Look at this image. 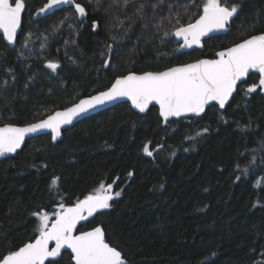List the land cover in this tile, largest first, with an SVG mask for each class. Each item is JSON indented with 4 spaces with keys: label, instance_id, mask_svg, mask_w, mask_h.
I'll use <instances>...</instances> for the list:
<instances>
[{
    "label": "trees",
    "instance_id": "obj_1",
    "mask_svg": "<svg viewBox=\"0 0 264 264\" xmlns=\"http://www.w3.org/2000/svg\"><path fill=\"white\" fill-rule=\"evenodd\" d=\"M75 1L86 9L82 20L73 8L34 20L45 0H25L16 45L0 35V125L36 122L117 76L211 57L264 31V0H225L240 6L229 31L188 50L164 36L176 20L160 18L171 6L188 23L204 0H164L156 16V0H131L125 8L113 0ZM141 3L144 19L136 11ZM49 60L61 65L55 73ZM257 80L250 74L223 111L213 104L199 117L163 123L157 107L139 114L122 102L65 129L56 143L49 134L28 139L0 160V257L38 235L35 213L73 205L104 183L121 195L78 231L100 225L130 264H264V184L256 186L264 180V95L245 94ZM55 264H72L70 253Z\"/></svg>",
    "mask_w": 264,
    "mask_h": 264
},
{
    "label": "snow or ice",
    "instance_id": "obj_2",
    "mask_svg": "<svg viewBox=\"0 0 264 264\" xmlns=\"http://www.w3.org/2000/svg\"><path fill=\"white\" fill-rule=\"evenodd\" d=\"M113 2L118 8H125L131 0ZM64 4L72 5L79 17L86 15V9L75 3V0H47L38 9L37 15L50 12L58 5ZM163 5L164 0H156L151 4L153 16L157 15L156 10ZM25 7V0H0V31L10 43L15 41L17 31L21 28ZM144 7L145 4L141 3L136 9L140 19L145 18ZM197 7H202V12L198 18L188 23H181V12L174 11L171 6L168 9L169 14L160 18L161 23L165 20H176L173 30L164 32V36L174 35L181 38L183 43L179 48L202 46V38L209 37L212 33L226 32L230 21L238 14L240 8L239 4L229 5L225 0H204L203 4ZM183 11L187 14L188 6H185ZM122 23L123 21L118 20L114 27ZM92 27L95 30L98 27L97 22L94 21ZM112 39L115 40L116 37ZM112 48V45L107 46L109 53ZM215 55V59H198L191 63L167 67L162 71H145L140 74L130 71L116 77L106 90L80 99L78 103L62 111H55L46 119L24 126L5 124L0 127V156L16 152L24 143L26 135L38 131L50 130L51 138L55 141L61 135L63 125H69L76 117L89 110L120 98L130 100L132 106L140 112H144L155 102L159 105L160 116L167 122L170 117H181L189 113L198 116L204 113L212 102L224 109L236 92L238 82L249 76L250 71L259 73V83L250 85L245 94L255 92L257 88L264 91V33L243 39ZM109 63V60H105L104 66L108 67ZM46 67L55 73L61 65L49 60ZM220 119L223 120L224 117L221 116ZM207 130L204 128L202 131ZM143 151L149 156L152 155L148 145L144 146ZM58 180V177H53L50 187L58 186ZM262 184L264 180L257 181L256 186ZM112 189L113 184L101 183L93 193L78 199L74 205L60 204L52 219L46 212L35 213L34 215L39 216L36 229L38 235L33 241L3 254L0 264H45L46 261L55 264V259L61 255L63 249H70L74 264H126L122 253L106 241L102 227L97 226L77 233V225L81 221L88 220L98 210L108 209L111 207L109 201L114 196L121 195V192H113ZM50 242H54V247H50Z\"/></svg>",
    "mask_w": 264,
    "mask_h": 264
},
{
    "label": "water",
    "instance_id": "obj_3",
    "mask_svg": "<svg viewBox=\"0 0 264 264\" xmlns=\"http://www.w3.org/2000/svg\"><path fill=\"white\" fill-rule=\"evenodd\" d=\"M46 2H47V0H45V3H46ZM75 3H77V2L75 1ZM79 4H80V3H79ZM81 5H82V4H81ZM82 6H83V5H82ZM83 7H84V6H83ZM62 8H73V9H74V7H73L72 5H68V4L58 5L56 8L52 9L50 12H47V13L42 14V15H37V11H38V9H37V10L35 11L34 15H33V18H34V19H38V18L45 17V16L50 15V14H52L53 12H55V11H57V10H59V9H62ZM84 8H85V7H84ZM23 12H24V11H23ZM23 12H22V14H23ZM77 16H78V19H79V20H82V19L85 18L86 15H85L83 18L79 17L78 14H77ZM197 18H198V17H197ZM230 22H231V21H230ZM20 30H21V28L18 29V31H17V36H16L15 41H14V42H11V43L8 42V41L3 37V33H2V31H0V35L3 37L4 41L9 45V47H14V46L16 45L17 37H18V35H19V33H20ZM228 31H229V27H228V30H227L226 32H216V33H212V34H210L209 37H213V36L221 35V34H226ZM260 33H264V31L259 32V33H256V34H260ZM256 34H253V35H256ZM250 36H252V35H250ZM250 36H248V37H250ZM209 37L202 38V41H201V45H202V46H196V45H194L192 48H186V49H188V50H192V49H196V48H197V49H200V50L203 49V41H204L205 39L209 38ZM248 37H246V38H248ZM176 38H177V37H176ZM246 38H244V39H246ZM177 40H178L179 42L183 43V41H182L181 38H177ZM242 40H243V39H242ZM242 40H240V41H238V42H236V43H239V42H241ZM236 43H234V44H236ZM234 44H232V45H230V46H228V47H231V46H233ZM228 47H225V48H222V49H219V50L215 51L211 57L204 56V57H201V58H198V59H215V58H216V55H215V54H216L217 52L222 51V50H224V49H226V48H228ZM198 59H195V60H193V61H189V62H186V63H191V62H194V61H196V60H198ZM181 64H185V63H181ZM177 65H179V64H177ZM173 66H175V65H173ZM170 67H172V66H170ZM165 69H166V68H165ZM163 70H164V69H163ZM160 71H162V70H160ZM131 72H133V71H131ZM135 73L140 74V73H142V72H135ZM126 74H127V73H126ZM250 74H256V75H258V80H257V82L255 83V84H258V83H259V73H258V72H255V71H250L249 75H250ZM124 75H125V74H124ZM120 76H121V75H120ZM117 77H118V76H117ZM247 78H248V76L245 77V78H243L242 81L238 82L237 88H238V86H239L241 83L245 82V81L247 80ZM113 81H114V80H113ZM250 85H252V84H250ZM250 85H248L247 88H248ZM110 86H111V85H110ZM110 86H109V87H110ZM247 88H246V89H247ZM106 89H107V88H106ZM106 89H104V90H106ZM104 90H102V91H104ZM236 91H237V90H236ZM256 91H259L261 94L264 95V91H262L260 88H257ZM256 91H255V92H256ZM97 93H98V92H97ZM97 93H94V94H92V95H95V94H97ZM235 93H236V92H235ZM235 93L233 94V96L235 95ZM252 93H254V92H252ZM90 96H91V95H90ZM233 96L230 98L229 102L225 105V108L229 105V103L231 102ZM87 97H89V96L81 97L80 99H85V98H87ZM80 99H78V100H77L76 102H74L73 104L78 103ZM122 102H126V103H128V104L131 106V108H132L134 111H136L137 113H139V114H145L151 106H155V107H157V108H158V112H159V105L156 104L155 102H153L152 104H150L149 107H148V109H146L144 112H140L139 109H137V108H135L134 106H132L130 100H128L127 98H120V99H117V100H114V101L108 102V103H106V104L100 105V106H98V107H96V108H94V109L89 110L88 112H86V113H84V114H82V115L76 117V118L73 120V122H72L71 124H69V125H63V126L61 127V135H60L55 141L52 140V138H51L52 143H56L57 141H60V140L62 139V136H63V131H64L65 129H67V128L73 126V125L76 124L77 122L81 121L82 119H84V118H86V117H88V116H90V115H92V114H95V113H97V112H99V111H101V110H103V109L109 108V107H111V106H113V105H116V104H118V103H122ZM73 104H71V105H69V106H67V107H71ZM213 104L216 105L220 111H223V110L225 109V108H224V109H220V108H219V105L216 104L215 102H212L211 105H213ZM209 106H210V105H209ZM209 106H207L206 109H207ZM67 107H65V108H67ZM65 108L56 109V110H54L52 113H50L49 115L54 114L55 111H62V110H64ZM206 109H205V111H206ZM204 113H205V112H204ZM204 113H201V114L198 115V116L195 115V114H191V113H189V114H185V115H183V116H181V117H170L167 121H169V120H174V119H179V118H183V117H199V116L203 115ZM49 115H47L46 117H44V118H42V119H46ZM159 116H160V114H159ZM160 118L162 119V122L165 123V120L163 119V117L160 116ZM40 120H41V119H40ZM38 121H39V120H38ZM38 121H36V122H38ZM33 123H35V122H33ZM6 124H12V123H6ZM4 125H5V124L0 125V127H3ZM14 125H17V126H24V125H26V124H23V125L14 124ZM44 134H49L50 137H51V132H50V130L38 131V132H36V133H31V134L26 135L24 143L21 145V147H20L19 149L16 150V152L6 153V154H4L3 156H0V160L3 159V158H6V157L14 156L17 152H19V151L24 147V145H25V143H26V141H27L28 139L33 138V137H36V136L44 135ZM112 190H113V189H112ZM73 205H74V204H73ZM69 206H72V205H69ZM105 210H106V209L98 210V212L95 213L94 215H96V214H98V213H101V212H103V211H105ZM94 215H93V216H94ZM90 219H91V217L88 218V220H90ZM88 220H86V221H81V222L77 225V233H78V232H81V231H78L79 226L82 225V224H85ZM97 226H100V225H97ZM97 226H95V227H97ZM100 227H101V226H100ZM93 228H94V227H93ZM91 229H92V228L87 229V230H84V231H88V230H91ZM34 239H35V238H34ZM34 239H33V240H34ZM33 240H32V241H33ZM50 247H54V242H50ZM63 252H69L70 255H71L70 249H63L62 252H61V254H62ZM60 256H61V255H60ZM60 256L57 257L55 260H58V259L60 258ZM49 259L51 260V258H49ZM124 260H125V259H124ZM46 262H47V261H46ZM46 262H45V263H46ZM125 262H126V264H130L127 260H125ZM72 264H74V261H72Z\"/></svg>",
    "mask_w": 264,
    "mask_h": 264
},
{
    "label": "rangeland",
    "instance_id": "obj_4",
    "mask_svg": "<svg viewBox=\"0 0 264 264\" xmlns=\"http://www.w3.org/2000/svg\"><path fill=\"white\" fill-rule=\"evenodd\" d=\"M103 184H104V183H103ZM98 187H99V185H98L95 189H97ZM95 189H94V190H95ZM94 190H93L91 193H93ZM41 212H45V211H41ZM41 212H39V213H41ZM46 213H48V212H46ZM54 213H55V212H53V213H48L50 219L54 218ZM35 216H36V218H37V226H38V225H39V216H38V215H35Z\"/></svg>",
    "mask_w": 264,
    "mask_h": 264
},
{
    "label": "flooded vegetation",
    "instance_id": "obj_5",
    "mask_svg": "<svg viewBox=\"0 0 264 264\" xmlns=\"http://www.w3.org/2000/svg\"><path fill=\"white\" fill-rule=\"evenodd\" d=\"M44 3H45V2H44ZM42 6H43V5H42ZM42 6H41V7H42ZM38 9H39V8H38ZM36 10H37V9H36ZM36 10H35V11H36ZM24 11H25V10H24ZM35 11H34L33 14H32V19H34V18H33V15H34ZM23 13H24V12H23ZM22 16H23V14H22ZM34 20H35V19H34Z\"/></svg>",
    "mask_w": 264,
    "mask_h": 264
}]
</instances>
